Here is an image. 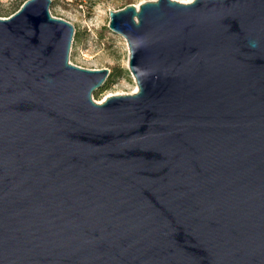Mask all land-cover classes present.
Returning a JSON list of instances; mask_svg holds the SVG:
<instances>
[{
    "label": "water",
    "instance_id": "obj_1",
    "mask_svg": "<svg viewBox=\"0 0 264 264\" xmlns=\"http://www.w3.org/2000/svg\"><path fill=\"white\" fill-rule=\"evenodd\" d=\"M51 3L0 17V264H264V0L110 10L101 103Z\"/></svg>",
    "mask_w": 264,
    "mask_h": 264
},
{
    "label": "rangeland",
    "instance_id": "obj_2",
    "mask_svg": "<svg viewBox=\"0 0 264 264\" xmlns=\"http://www.w3.org/2000/svg\"><path fill=\"white\" fill-rule=\"evenodd\" d=\"M18 0H0V17L14 14ZM147 1L155 0H52L53 16L73 24L75 33L69 61L90 68H109L106 82L93 93L101 103L111 95L135 93L138 85L130 68V48L124 36L110 28V10H119L128 4L138 9ZM184 3L193 0H178ZM136 91V92H137Z\"/></svg>",
    "mask_w": 264,
    "mask_h": 264
},
{
    "label": "trees",
    "instance_id": "obj_3",
    "mask_svg": "<svg viewBox=\"0 0 264 264\" xmlns=\"http://www.w3.org/2000/svg\"><path fill=\"white\" fill-rule=\"evenodd\" d=\"M26 0H18L17 3L15 4V10L14 11H17L20 9V7L24 4Z\"/></svg>",
    "mask_w": 264,
    "mask_h": 264
},
{
    "label": "bare ground",
    "instance_id": "obj_4",
    "mask_svg": "<svg viewBox=\"0 0 264 264\" xmlns=\"http://www.w3.org/2000/svg\"><path fill=\"white\" fill-rule=\"evenodd\" d=\"M137 91V88H136V90H135V92Z\"/></svg>",
    "mask_w": 264,
    "mask_h": 264
}]
</instances>
